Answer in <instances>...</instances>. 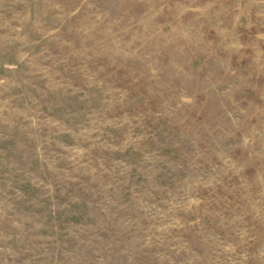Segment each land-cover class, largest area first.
Masks as SVG:
<instances>
[{
  "label": "rangeland",
  "instance_id": "obj_1",
  "mask_svg": "<svg viewBox=\"0 0 264 264\" xmlns=\"http://www.w3.org/2000/svg\"><path fill=\"white\" fill-rule=\"evenodd\" d=\"M0 264H264V0H0Z\"/></svg>",
  "mask_w": 264,
  "mask_h": 264
}]
</instances>
